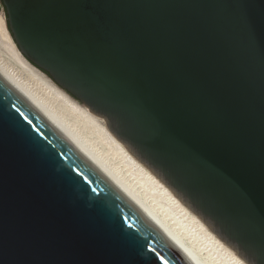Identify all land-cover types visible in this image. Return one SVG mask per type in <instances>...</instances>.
<instances>
[{
	"label": "water",
	"instance_id": "1",
	"mask_svg": "<svg viewBox=\"0 0 264 264\" xmlns=\"http://www.w3.org/2000/svg\"><path fill=\"white\" fill-rule=\"evenodd\" d=\"M20 52L248 264H264V0H2ZM0 264H200L0 70Z\"/></svg>",
	"mask_w": 264,
	"mask_h": 264
},
{
	"label": "bare ground",
	"instance_id": "2",
	"mask_svg": "<svg viewBox=\"0 0 264 264\" xmlns=\"http://www.w3.org/2000/svg\"><path fill=\"white\" fill-rule=\"evenodd\" d=\"M12 42L15 47L11 51L24 75L14 73L3 61L2 56L0 70L200 264H248L210 230L197 214L185 206L151 170L132 155L109 130L102 116L91 112L86 105L58 86L20 52L14 39Z\"/></svg>",
	"mask_w": 264,
	"mask_h": 264
},
{
	"label": "rangeland",
	"instance_id": "3",
	"mask_svg": "<svg viewBox=\"0 0 264 264\" xmlns=\"http://www.w3.org/2000/svg\"><path fill=\"white\" fill-rule=\"evenodd\" d=\"M12 41H13V38H12V35L8 29V23L6 20L5 8H4V5L2 3V0H0V56H2L3 61L6 63V65L8 64L10 69L12 68L14 73L19 74V75L22 73L24 75V73L21 72L20 68H18V64L16 63V60L13 56L12 51H11V49L15 47L13 45ZM16 70H17V72H16ZM18 72H20V73H18ZM42 72H44V71H42ZM44 73L48 77H50L46 72H44ZM23 75H21V76H23Z\"/></svg>",
	"mask_w": 264,
	"mask_h": 264
},
{
	"label": "trees",
	"instance_id": "4",
	"mask_svg": "<svg viewBox=\"0 0 264 264\" xmlns=\"http://www.w3.org/2000/svg\"><path fill=\"white\" fill-rule=\"evenodd\" d=\"M8 29H9V27H8ZM10 31V30H9ZM45 72V71H44Z\"/></svg>",
	"mask_w": 264,
	"mask_h": 264
}]
</instances>
